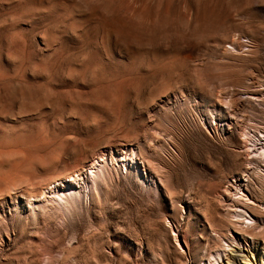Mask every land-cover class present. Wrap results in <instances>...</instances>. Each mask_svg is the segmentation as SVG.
I'll return each mask as SVG.
<instances>
[{"label": "rangeland", "instance_id": "1", "mask_svg": "<svg viewBox=\"0 0 264 264\" xmlns=\"http://www.w3.org/2000/svg\"><path fill=\"white\" fill-rule=\"evenodd\" d=\"M0 22V264H264V0H0Z\"/></svg>", "mask_w": 264, "mask_h": 264}, {"label": "bare ground", "instance_id": "2", "mask_svg": "<svg viewBox=\"0 0 264 264\" xmlns=\"http://www.w3.org/2000/svg\"><path fill=\"white\" fill-rule=\"evenodd\" d=\"M0 23H2V22H0ZM199 71V70H198ZM263 96H264V94H262ZM262 96V97H263ZM262 133V132H261ZM244 134V133H243ZM245 134H247V133H245ZM244 134V135H245ZM249 135V134H248ZM252 136V135H251ZM260 136H262V135H260ZM263 142H262V145L261 146H259V147H256V146H253V145H250V149H251V151H249L250 153H251V155L252 156H256V155H259V156H261V155H264V134H263ZM251 138V137H250ZM254 138V137H253ZM253 138H252V140H253ZM258 138V137H257ZM257 141V140H256ZM255 141V142H256ZM254 142V141H253ZM252 143V142H251ZM253 144V143H252ZM249 149V150H250ZM134 150V149H133ZM116 152V151H115ZM110 153V152H109ZM249 153V154H250ZM103 154V153H102ZM120 154V153H119ZM134 154V153H133ZM110 155V154H109ZM123 156V155H122ZM111 161H116V160H118L117 159V157L115 156V155H113L112 153H111ZM119 159H123L122 157H119ZM113 161V162H114ZM88 168V167H87ZM262 180V179H261ZM263 181V180H262ZM226 190V189H225ZM243 190V189H242ZM232 191V190H231ZM230 191V192H231ZM244 191H242L241 192V186H237V187H235V189H234V191L233 192H231V194H230V200H232V201H234L235 199V197H233L234 195H236V194H240L238 197H237V199H239V200H242V201H244L245 202V204L246 203H253V202H251V200L250 201H248V197H247V195L246 194H244L243 193ZM225 193V192H224ZM226 194V193H225ZM232 201H230L231 203H232ZM243 202V203H244ZM242 204V203H241ZM239 204V205H236V204H232L231 206H232V216L233 217H235V219H237L238 220V222L240 223V225L242 226V227H249V228H252V229H256L257 227H258V220H255L253 217H250V215L248 214V210H247V207L244 205V204ZM251 205V204H250ZM253 206V205H252ZM251 206V207H252ZM260 207H262L263 208V210H264V204H262ZM229 208H231L230 206H229ZM249 209H251V208H249ZM250 211V210H249ZM261 215V214H260ZM231 217V216H230ZM256 217V216H255ZM262 217V216H261ZM235 221V220H234ZM251 221H253L254 223L253 224H251ZM237 222V223H238ZM250 222V223H249ZM260 222V221H259ZM236 237V236H235ZM238 237V236H237ZM240 241V240H239ZM226 244V243H225ZM241 244V243H240ZM263 247V246H262ZM233 251H234V253H240V255H243L242 257H244L245 259H247V260H250L249 258H248V255L247 254H244V251H243V249L241 248V247H239L238 249H233ZM252 256H253V254H252ZM231 257V256H230ZM233 257V256H232ZM261 257V256H260ZM240 258V257H239ZM221 259V254H217V257H215V261L214 262H210L209 261V264H216V262L217 261H219ZM235 260V261H234ZM234 260H232V263L233 264H249L250 263V261H249V263L248 262H246V263H242L240 260L239 261H237L238 259H236V258H234ZM254 260V259H253ZM223 261V260H222ZM229 260H228V258H227V262H228ZM255 261V260H254ZM254 261H252V262H254ZM256 262V261H255ZM258 263V262H257ZM204 264V263H203ZM251 264V263H250ZM258 264H260V263H258Z\"/></svg>", "mask_w": 264, "mask_h": 264}]
</instances>
